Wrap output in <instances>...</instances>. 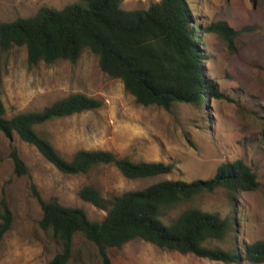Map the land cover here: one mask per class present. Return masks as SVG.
Segmentation results:
<instances>
[{
  "label": "rangeland",
  "instance_id": "374dc122",
  "mask_svg": "<svg viewBox=\"0 0 264 264\" xmlns=\"http://www.w3.org/2000/svg\"><path fill=\"white\" fill-rule=\"evenodd\" d=\"M80 0H0V24L34 16L42 7L63 9ZM161 0H124V10H146ZM193 14L192 32L203 54L204 75L219 97L202 106L175 103L167 111L145 107L127 93L123 82L104 73L99 58L85 51L76 63L31 66L25 47H0V98L7 116L40 111L57 100L82 93L101 100L103 107L55 120L40 132L66 158L79 150L111 151L134 161L174 164L171 174L147 179L125 178L115 166H102L85 175H66L18 135L0 131V215L6 203L14 217L0 244V264H49L62 246L51 231L40 228L43 216L36 185L45 201L57 198L66 207L83 208L89 218L102 221L107 213L79 197L94 185L105 197L146 188L164 180L193 182L215 176L224 163L243 160L257 175L259 188L232 192L220 188L183 202L168 211L178 216L199 208L235 220L233 231L208 247L244 253L264 240V0H187ZM225 23L236 35L230 40L205 32ZM200 24L203 34L194 29ZM17 149L30 176L15 173L12 151ZM1 222V218H0ZM113 264H228L161 249L143 240L109 249ZM68 264H103L98 248L77 234ZM248 264V263H243ZM264 264V263H263Z\"/></svg>",
  "mask_w": 264,
  "mask_h": 264
},
{
  "label": "trees",
  "instance_id": "16d2710c",
  "mask_svg": "<svg viewBox=\"0 0 264 264\" xmlns=\"http://www.w3.org/2000/svg\"><path fill=\"white\" fill-rule=\"evenodd\" d=\"M123 1L80 0L60 10L42 7L34 16L0 24V47L5 52L25 47L31 66L76 63L85 51H90L99 58L101 70L120 79L127 93L145 107L157 106L167 111L175 103L201 107L204 101L220 96L204 75V62L209 59L193 35L194 18L187 0H161L146 10L132 11L122 8ZM194 29L203 34L200 24ZM205 32L230 40L236 35L221 22L211 24ZM102 107L101 100L74 93L40 111L8 117L0 98V131L10 139L18 135L66 175H85L102 166H115L131 180L173 172L172 163L137 162L104 150H79L66 158L40 132L49 122ZM11 156L16 175L30 176L19 151L14 149ZM31 188L42 207L40 228L51 231L62 246L49 264L69 263L77 234L98 248L103 264H113L109 249L122 248L135 240L228 264L264 263V240L248 244L244 253L206 246L230 235L235 220L229 216L188 208L176 217H168V211L179 204L220 188L256 191L257 175L243 160L222 164L208 180H164L112 197H105L94 185H86L79 197L107 213L102 221L91 220L83 208L63 206L57 198L45 201L33 182ZM0 218L1 244L14 221L6 203Z\"/></svg>",
  "mask_w": 264,
  "mask_h": 264
}]
</instances>
